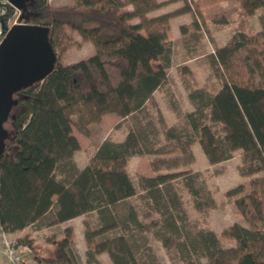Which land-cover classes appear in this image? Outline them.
Segmentation results:
<instances>
[{
	"label": "trees",
	"instance_id": "16d2710c",
	"mask_svg": "<svg viewBox=\"0 0 264 264\" xmlns=\"http://www.w3.org/2000/svg\"><path fill=\"white\" fill-rule=\"evenodd\" d=\"M188 1L198 11L224 0ZM31 2L22 18L50 28L49 39L57 59L41 82L16 93L17 104L9 114L12 131L0 156L1 230L19 231L43 217L45 225H52L96 211L101 224L91 234L85 231L87 242L90 235L115 229L118 232L97 241L95 252L106 251L112 264H144L134 253L132 236H127L131 224H141L133 205L125 201L136 193L125 169L126 159L134 154L181 151L190 163V147L198 143L209 164L227 160L234 150H241L240 172L260 174L249 180L246 192L241 193V185L228 190L248 224L234 222L226 229L236 245L222 246L213 231L198 229L194 240L205 261L186 255L181 264H264V17L257 30L248 31L243 26L246 17L256 10L264 11V0H239L237 7L210 15L217 24L229 23L233 13L241 16L236 30L224 44L215 46L210 56L219 84L212 92H188L192 110L183 115L184 127L176 130L169 126L165 131L168 141L157 147L151 144L150 148L145 145L147 139L136 113L165 80L171 49L164 32L145 34L141 28L150 22L135 18L156 8L159 2ZM69 32L89 40L93 54L61 63L58 54L65 50L64 39H71ZM3 34L1 31L0 39ZM107 112L131 118L129 128L118 141H100L89 162L77 167L72 156L80 143L73 129L84 133ZM178 163L174 161L176 166ZM60 167L63 175L59 177L56 170ZM178 177H183L196 211L204 212L215 204L198 170L143 177L140 186L160 216L153 232L163 245L164 233L179 231L173 214L183 211L174 185ZM120 202H124V217L118 216ZM70 236V227H65L47 255H35L29 239L17 238L16 243L30 249L33 264H77ZM93 254L86 250L88 264H99Z\"/></svg>",
	"mask_w": 264,
	"mask_h": 264
},
{
	"label": "rangeland",
	"instance_id": "374dc122",
	"mask_svg": "<svg viewBox=\"0 0 264 264\" xmlns=\"http://www.w3.org/2000/svg\"><path fill=\"white\" fill-rule=\"evenodd\" d=\"M32 0H26V2ZM70 0H48L52 5L68 3ZM159 5L144 14L135 18L138 21H149L143 26L141 31L145 34L154 32H164L170 41V63L166 71L165 80L158 90L146 102L143 109L136 113L147 141L146 147H157L168 141L165 137L166 129L173 125L176 130L184 127V113L192 110L187 94L195 89H202L206 92L214 91L219 82L211 69L210 56L215 46L222 45L233 33L241 22V16L237 13L231 15L227 24H217L210 19V15L217 11H226L237 7L239 0H224L212 5L203 7L195 11L191 8L188 0H157ZM23 0H18L21 4ZM20 10L8 3L0 0V33L4 30L3 24L10 26L19 21ZM264 17V11L256 10L252 15L244 20V28L248 31L259 29L260 19ZM24 19H21L23 22ZM195 21L197 24H195ZM71 39H64L65 50L58 54L61 63H70L90 56L94 52V46L88 40H83L76 32H69ZM132 122L131 118H125L117 126L103 122L105 128L100 127L101 118L98 122L88 125L86 132H79L73 129V134L79 139L80 150L76 155V164H81L91 156L96 144L102 138L114 141L121 139L123 133L127 131ZM5 128L10 132L11 124L5 123ZM193 153V160L186 163L188 155L181 151L164 154H141L128 157L125 162V169L135 187H141V179L152 171L172 172L185 170H198L201 178L214 199V206L206 211L198 212L194 208L193 198L188 194L182 183L183 177L174 180L178 196L181 201L183 211H175L173 214L179 226L178 233H164L163 238L166 245L158 239L154 230L158 227L159 214L147 200L144 191L138 192L132 203L140 219L141 227L131 224L127 229V236H132L134 253L144 264H181L186 255L196 256L200 261H205L198 248L194 234L198 229L213 231L222 246H234L236 240L231 237L226 229L237 222L242 226H248L244 217L236 209L232 202L233 195H228V190L241 185L244 193L248 190V182L257 174L245 175L240 172L242 164L241 150H234L232 157L215 164H209L201 151L198 143L190 147ZM176 158V159H174ZM180 163L176 166L174 161ZM153 165L156 169H153ZM63 168L56 170L57 176H62ZM238 193L236 195H239ZM145 197V198H144ZM118 216L124 217V202L117 205ZM46 218H41L31 227L28 235L21 238L32 241L36 253L47 255L53 248V241L60 237V226L45 225ZM86 231L98 228L96 216L88 215L86 221ZM79 222L78 224H80ZM46 226V227H45ZM90 231V232H89ZM117 230L105 233L90 235L85 246L79 242L75 246L73 238L71 246L76 257L77 264H88L86 250L93 252L99 264H111L106 251L95 252V243L105 236H112ZM14 238V237H10ZM71 238V236H70ZM17 240V238H14ZM1 244V243H0ZM77 244V243H76ZM193 245V246H191ZM101 252V253H99ZM17 253L24 264H33L30 256V249L22 244L17 247ZM1 262V260H0Z\"/></svg>",
	"mask_w": 264,
	"mask_h": 264
},
{
	"label": "water",
	"instance_id": "95a60500",
	"mask_svg": "<svg viewBox=\"0 0 264 264\" xmlns=\"http://www.w3.org/2000/svg\"><path fill=\"white\" fill-rule=\"evenodd\" d=\"M20 10L19 21L6 28L0 39V156L9 132L5 128L16 93L41 82L54 68L57 55L50 43L46 25L21 22L23 6L18 0H6Z\"/></svg>",
	"mask_w": 264,
	"mask_h": 264
},
{
	"label": "crops",
	"instance_id": "0c3cea01",
	"mask_svg": "<svg viewBox=\"0 0 264 264\" xmlns=\"http://www.w3.org/2000/svg\"><path fill=\"white\" fill-rule=\"evenodd\" d=\"M127 8H130V6H127ZM88 41V40H87ZM161 85H162V83H161ZM160 85V86H161ZM160 86L159 87H157L153 92H152V94H151V96H153V94L158 90V88H160ZM150 96V97H151ZM150 97H149V99H150ZM148 99V100H149ZM148 100H147V102H148ZM125 118H122L121 116H119V115H117L116 113H114V112H107V113H104L102 116H101V125H100V127L103 129V128H105L104 127V125H103V122H105V123H109V125H111V127L112 126H117L118 124H119V122H121L122 120H124ZM124 134L125 133H123V136H124ZM122 136V137H123ZM103 139H105V138H102L100 141H102ZM79 140V139H78ZM118 140H120V139H118ZM117 140V141H118ZM99 141V142H100ZM80 142V141H79ZM99 142L96 144V146L99 144ZM96 146H95V148H96ZM95 148H94V150H95ZM80 150V147H79V149H77L76 151H74V153H73V156H72V158H73V160H74V162H75V164L77 163V161H76V155H77V152ZM94 150H93V152H94ZM93 154V153H92ZM92 154H91V156H92ZM134 155H137V154H134ZM138 155H141V154H138ZM91 156L90 157H88V160H86L85 162H83V163H81V164H76V166L77 167H83L84 165H86L88 162H89V160H90V158H91ZM133 155H131V156H129V158L130 157H132ZM128 159V158H127ZM127 159H126V161H127ZM128 174V173H127ZM155 174V172L154 173H152V171H150V173L149 174H147V176H152V175H154ZM129 176V175H128ZM135 187V186H134ZM135 191H136V193L134 194V195H132V196H130V197H128L125 201H128V202H130L132 205H133V203H132V198H134L135 197V195L138 193V192H142V191H144V189L142 188V187H135ZM138 191V192H137ZM133 207H134V209H135V206L133 205ZM94 215V216H96V223L98 222V225L100 226V224H101V222H100V219H99V216H98V214H97V212L96 211H90V212H86V213H83V214H80V215H77V216H75V217H73V218H71V219H68V220H66V221H64V222H61V223H57V224H52V225H47V226H53V225H55V226H60V228H61V234H60V236L63 234V230H64V228L65 227H70V229H71V239L73 238V241H74V243H75V246L76 245H78L79 244V242H81L82 243V246H85V231H86V228H85V225H86V221H87V216L88 215ZM138 216V215H137ZM138 220L140 221V219H139V217H138ZM37 222V221H36ZM35 222V223H36ZM79 222H81L80 224H78ZM34 223V224H35ZM34 224H31V225H28V226H26V227H24L23 229H21V230H19V231H15V232H11V233H7V235L9 236V237H14V238H21L23 235H28L29 233H30V231L33 229H31V227L32 226H34ZM35 227V226H34ZM46 227V226H45ZM116 230V229H115ZM33 231V230H32ZM118 232V231H117ZM58 238H60L59 236L58 237H56V239H58ZM55 239V240H56ZM77 243V244H76ZM103 251V250H102ZM101 251V252H102ZM75 252V251H74ZM101 252H99V253H101ZM104 252V251H103ZM97 259V258H96ZM0 260H1V255H0ZM97 261H98V259H97ZM110 262H111V260H110ZM111 264H112V262H111Z\"/></svg>",
	"mask_w": 264,
	"mask_h": 264
},
{
	"label": "built area",
	"instance_id": "2783aa9c",
	"mask_svg": "<svg viewBox=\"0 0 264 264\" xmlns=\"http://www.w3.org/2000/svg\"><path fill=\"white\" fill-rule=\"evenodd\" d=\"M0 243V264H24L17 253V247L19 245H17L16 240L14 238H10L6 232L1 230V228Z\"/></svg>",
	"mask_w": 264,
	"mask_h": 264
},
{
	"label": "flooded vegetation",
	"instance_id": "af4514ba",
	"mask_svg": "<svg viewBox=\"0 0 264 264\" xmlns=\"http://www.w3.org/2000/svg\"><path fill=\"white\" fill-rule=\"evenodd\" d=\"M31 1L26 2V0H23V2H21L22 6H23V13H28L29 12V5L31 4ZM3 28H4V32L6 30V28H8V26H6L5 24H3Z\"/></svg>",
	"mask_w": 264,
	"mask_h": 264
}]
</instances>
